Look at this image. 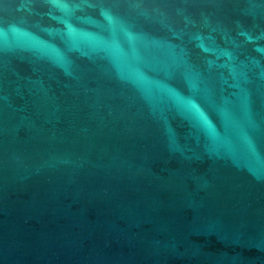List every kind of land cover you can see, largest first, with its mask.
<instances>
[{
  "label": "water",
  "instance_id": "water-1",
  "mask_svg": "<svg viewBox=\"0 0 264 264\" xmlns=\"http://www.w3.org/2000/svg\"><path fill=\"white\" fill-rule=\"evenodd\" d=\"M0 264H264V0H0Z\"/></svg>",
  "mask_w": 264,
  "mask_h": 264
}]
</instances>
